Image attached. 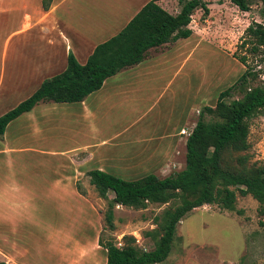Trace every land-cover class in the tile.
Wrapping results in <instances>:
<instances>
[{
    "label": "rangeland",
    "instance_id": "rangeland-1",
    "mask_svg": "<svg viewBox=\"0 0 264 264\" xmlns=\"http://www.w3.org/2000/svg\"><path fill=\"white\" fill-rule=\"evenodd\" d=\"M17 1L21 0H0V6L5 2L14 8L8 10L12 15H0V115L35 90L30 91V85L13 92L23 72L26 74L22 81L28 80L32 70L29 67L36 64L38 53L32 50L36 45L35 31H13L19 28L24 10L41 0L22 1L24 10L21 5L16 10ZM205 1L209 12L203 18L202 9L194 11L188 38L154 49L140 66L121 74L163 79L158 85L161 102H152L157 97L154 96L150 104L156 106L157 113L170 98L164 119L171 121L169 127L176 126V131L152 124L126 136V132L119 136L107 133L126 129L145 110L149 104L145 102L112 101L100 123L104 134L90 121L81 130H72L71 121L65 120L62 113L50 112L57 108H49L40 118L32 110L11 121L5 133L9 134L5 137L6 147L0 142V260L8 264H105L99 237L122 245L124 236H132L139 248H153L155 238L148 232L156 227L155 216L166 204L150 203L141 209L116 205L110 228L104 216L113 193H107L108 199L101 198L89 183L87 171L98 165L95 157L87 163L78 161H83L86 154L95 155L99 144V167L122 178L147 173L163 177L184 168L185 141L199 112L204 106L213 107L220 92L233 85L244 71L245 65L238 59L245 54L240 47L242 35L249 24L263 21L261 4L256 0L250 2L248 11L240 10L231 0ZM160 2L171 13L180 9L177 0ZM44 38L38 37L40 46H46ZM6 41L7 51L2 54ZM245 55L255 70L262 67L257 58ZM262 78L260 75L256 82ZM240 96V92L232 91L226 100ZM152 111L147 109L142 121L152 118ZM182 129L186 130L184 134L180 133ZM248 140L249 161L264 164V115L252 119ZM75 147L82 150L75 152L73 161L70 155ZM63 151L65 154L59 155ZM21 177L23 180H19ZM10 182H23L24 189L7 191L5 185ZM27 192L33 194L27 198ZM4 193L18 204L4 203ZM235 207L229 211L205 204L189 212L177 225L169 256L157 264H264V226L257 201L237 193Z\"/></svg>",
    "mask_w": 264,
    "mask_h": 264
},
{
    "label": "trees",
    "instance_id": "trees-1",
    "mask_svg": "<svg viewBox=\"0 0 264 264\" xmlns=\"http://www.w3.org/2000/svg\"><path fill=\"white\" fill-rule=\"evenodd\" d=\"M158 0H149L115 35L98 43L84 63L68 52L61 72L42 80L38 88L13 108L0 115V137L9 122L32 110L41 102H81L98 90L103 82L120 71L145 59L148 50L188 38L189 24L196 9L203 18L209 12L205 0H177L180 9L171 13ZM240 10L248 11L252 0H231ZM261 4L262 22H252L242 35L240 47L245 54L257 58L260 69L247 62V55L238 59L245 65L236 82L221 91L216 104L204 106L185 141L184 168L159 177L147 173L135 179H124L101 169L87 171L89 183L97 194L108 199L105 211L107 225L113 227L116 205L145 208L148 204H166L155 216L156 227L148 232L155 238L151 249H141L132 236H124L122 246L112 239L98 238L106 255L105 264H157L169 256L178 223L185 215L205 204L220 209L236 210L237 193L250 195L258 203V215L264 226V164L250 162L249 132L253 118L264 115V0ZM52 0H41L48 10ZM256 82V83H255ZM232 91L239 98L226 100ZM206 115L210 116L206 119ZM0 264L7 262L0 260Z\"/></svg>",
    "mask_w": 264,
    "mask_h": 264
},
{
    "label": "crops",
    "instance_id": "crops-1",
    "mask_svg": "<svg viewBox=\"0 0 264 264\" xmlns=\"http://www.w3.org/2000/svg\"><path fill=\"white\" fill-rule=\"evenodd\" d=\"M22 1L24 0L17 1L16 10L20 5L21 9H25L21 4ZM148 1L149 0H52L48 10H44L42 8L41 2L35 3L34 1L32 8H28L29 10H24L20 26L13 32L26 33L31 30L35 31L33 33L36 36V45L32 47V50H38V53L36 54L37 56H35L36 64L29 67V69L32 70H30V73L28 74L29 78L27 81H22L26 74L23 72V79L19 81L13 92L16 90H23L30 85V91H32L34 88L36 90L44 76L50 77L64 70L67 63L68 52H71L78 62L84 63L98 43L103 42L118 33ZM160 1L161 0H158L157 3L161 5ZM9 9H11V11L14 10V8H9L7 3L4 2V4L0 6V15H7L10 13L8 11ZM9 15L12 14H8V16ZM12 33H10L8 36H10ZM38 37H45L44 39H46L47 42L46 46H40V43L43 42V39L41 38L42 42H40ZM8 38L6 39L8 40ZM8 43V41L4 42L2 54L6 53ZM153 50L154 48L149 49L147 56H149ZM143 61L135 66L124 69L119 73L108 77L98 90L89 94L81 102H41L37 104L32 108V110H36V112H38L35 114V117L40 118L39 116L47 114L48 110H51L49 108H52V110L53 108H57V111L50 112L55 114L57 113V115H60L58 113H62L65 120L71 121L70 125L72 130H78V127H80L81 130V127L88 125V122L90 121V124L95 122L96 126L94 125V129L98 130L99 128L100 133L104 134L106 132L100 123L104 119L105 115L109 113V109L113 105L110 104L112 101L120 102V104L123 102H128V104L145 102L149 103L145 107V110H141L140 113L126 126V129L119 130L116 128L114 131L107 133H112L111 136L115 134L119 136L120 132H126V136L129 132L134 133L136 129L139 131H144L148 127L153 126L152 124L160 125V127L165 126L167 129L169 128V130L172 129L176 131L177 127H169L171 121L164 119V115L167 113V110H169L168 108H170V98H168V96L165 97L168 98V100L166 99V101L162 103L163 107L161 106L162 108H160L157 113V108H155L156 106H151L150 104V100L153 99L154 96L157 97L152 102L156 103L158 100L161 102V99L159 98L160 87L158 85L163 82V79L149 76L121 75L125 71L140 66ZM34 82L35 84H33ZM155 84L157 86H153ZM35 90H33V92ZM31 94H28L27 97ZM17 102H15L12 106H14ZM59 108H63V110L59 111ZM147 109L154 110L150 115L152 118L148 117L149 119H146L148 121H142V117L145 119ZM29 112H25V114ZM10 123L11 122H9V124ZM7 127L3 136L0 137V142L3 146L5 145V147L6 139L9 136V134L5 135L7 132ZM24 129L25 126L22 125L20 131L23 133V131H25ZM95 147V155H90L91 157H88L86 154L83 156V161L81 160L78 162L82 163L85 161V163H87L89 160H92L91 158L95 157V162L98 165L91 167L89 170L101 169L111 173L110 171L99 167V144H97ZM80 150L82 149L79 147H75L72 150L74 152L72 155H70L71 160L74 161L73 157L76 155L75 152ZM63 154H65V151L59 155ZM87 157L88 159H85ZM123 178L128 179L126 177ZM3 179L8 181L9 178H2V180ZM19 180H23V178L21 177ZM5 188H7V191L10 192H18L24 189V185L23 182H10L5 185ZM75 190L78 193L77 189ZM26 194V197L28 198L31 193L29 194V192H27ZM3 198L5 199L4 203L6 202V204H18V200L13 201L14 198H9L7 193H4ZM24 205H26V202Z\"/></svg>",
    "mask_w": 264,
    "mask_h": 264
},
{
    "label": "built area",
    "instance_id": "built-area-1",
    "mask_svg": "<svg viewBox=\"0 0 264 264\" xmlns=\"http://www.w3.org/2000/svg\"><path fill=\"white\" fill-rule=\"evenodd\" d=\"M185 131H186L185 129H182V130L180 131V133L184 134ZM117 246H122V245H120V243H119Z\"/></svg>",
    "mask_w": 264,
    "mask_h": 264
}]
</instances>
